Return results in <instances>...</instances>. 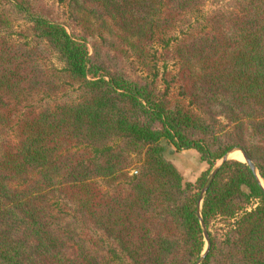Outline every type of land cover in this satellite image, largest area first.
Instances as JSON below:
<instances>
[{
    "label": "trees",
    "instance_id": "trees-1",
    "mask_svg": "<svg viewBox=\"0 0 264 264\" xmlns=\"http://www.w3.org/2000/svg\"><path fill=\"white\" fill-rule=\"evenodd\" d=\"M13 1L32 35L0 12V264H198L211 168L239 147L264 180V0L196 24L207 0H56L67 25ZM172 146L209 170L184 183ZM202 218L201 264H264L246 163L218 169Z\"/></svg>",
    "mask_w": 264,
    "mask_h": 264
},
{
    "label": "rangeland",
    "instance_id": "rangeland-1",
    "mask_svg": "<svg viewBox=\"0 0 264 264\" xmlns=\"http://www.w3.org/2000/svg\"><path fill=\"white\" fill-rule=\"evenodd\" d=\"M13 4H14L13 0H0V12L2 10L7 11L9 18L11 19V22H12V27L6 33V35H9V37L12 38L13 40H22L25 38H31L32 32H31L30 16L16 11V8L13 6ZM234 4H235V0H220L219 2H217L216 0H207V3L203 8L204 12L190 17L191 22L195 24L198 22H201V18L203 17V14L208 15V14H211V12L215 10H219V9H231L234 6ZM41 5L42 7L49 9L53 13V17L58 19L60 23L67 25L66 24L67 8L65 5L59 4L56 0H41ZM69 32L71 33L70 30ZM88 47L91 51L90 54L92 55L94 52L93 45L88 44ZM53 62L56 67H59V68L62 67L61 63L58 62L57 59L54 60ZM170 69L171 70L174 69L173 65L171 66ZM73 94H74V91H70L68 93V95H73ZM63 97L64 95L60 94L58 95V97L54 98V101H60ZM169 148H171L172 150L168 152V158L177 167L178 171L183 177L184 183L194 184L203 172L209 170L210 166L206 162H203L201 160V155L197 150L190 149V150L176 151L175 147L173 146ZM239 149L241 148L237 147V148H233L230 151L239 150ZM3 150H4V144H0V155L2 154ZM234 154L237 155V154H240V152H237V151L233 152L231 155L232 158L229 157L231 160H236V158L234 157ZM241 156H242L241 161L243 162L244 157L243 155ZM140 160H142V156L136 158V162ZM237 161H240V160L237 159ZM221 163H222V159L217 161L215 163V166L211 168L210 173L214 170L215 167L219 166ZM140 166H141V163H137L136 165H134L130 170V175L138 173V168ZM96 182L104 190L107 189L108 184H109L108 181L105 179H98ZM217 227H218L217 225L216 226L212 225L210 229H207L208 233L217 232L216 231ZM220 232H221V237L223 238V232L222 231ZM204 240H205V250L203 254L207 250V241L206 239ZM67 251L71 253L70 248H67Z\"/></svg>",
    "mask_w": 264,
    "mask_h": 264
},
{
    "label": "water",
    "instance_id": "water-1",
    "mask_svg": "<svg viewBox=\"0 0 264 264\" xmlns=\"http://www.w3.org/2000/svg\"><path fill=\"white\" fill-rule=\"evenodd\" d=\"M236 151H240L244 157V163H246L250 170L252 171V173L254 174V176L256 177L258 183L260 184V186L262 187V189L264 190V187H263V184H262V181L264 182L263 178L261 177L259 171L257 170L255 164L253 163V161L249 158V156L241 149L239 150H233V151H230L223 159H222V163L215 167L214 170L209 174V177L207 179V183H206V186L204 187V189L201 191V195H200V200H199V203H198V216L200 218V221H201V224H202V228H203V231H204V236H205V239L207 241V250L206 252L202 255L200 261H199V264H201L208 251H209V248H210V239H209V233L207 231V227L205 225V223L203 222V218H202V204H203V198L205 197L206 193H207V190L209 188V186L211 185L218 169L228 160H231L229 157H230V154L233 153V152H236Z\"/></svg>",
    "mask_w": 264,
    "mask_h": 264
},
{
    "label": "bare ground",
    "instance_id": "bare-ground-1",
    "mask_svg": "<svg viewBox=\"0 0 264 264\" xmlns=\"http://www.w3.org/2000/svg\"><path fill=\"white\" fill-rule=\"evenodd\" d=\"M237 152H240V151H237ZM231 155H232V153L230 154V157H231ZM241 155H242V153L240 152V154H237V155L234 154V157L236 158V160L238 159V160L241 161V160H242V156H241ZM231 158H232V157H231ZM241 162H242V161H241ZM262 184H263V182H262ZM263 187H264V184H263Z\"/></svg>",
    "mask_w": 264,
    "mask_h": 264
}]
</instances>
